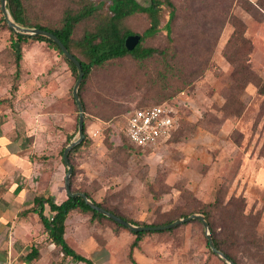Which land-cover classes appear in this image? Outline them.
Wrapping results in <instances>:
<instances>
[{
	"label": "rangeland",
	"instance_id": "rangeland-1",
	"mask_svg": "<svg viewBox=\"0 0 264 264\" xmlns=\"http://www.w3.org/2000/svg\"><path fill=\"white\" fill-rule=\"evenodd\" d=\"M134 1L141 6L149 4V0ZM170 1L174 5L173 18L169 19L166 9L159 31L145 42L159 49L160 54L142 62L127 57L95 68L82 89L85 133L91 143L71 157L74 189L85 190L95 202L140 224H160L182 212L190 214L208 209L213 216L216 239L236 262L261 264L264 260V19H261L264 6L256 9L253 17L242 4L246 8L248 2L256 4L257 0ZM23 2L32 24L50 28L58 26L65 11L80 7L79 0ZM238 21L243 23L246 40L252 43L247 57V44L239 43L241 46L235 48L232 41L227 45ZM125 25L140 34L147 22L144 16L135 15ZM92 27L91 19L84 21L75 29V37ZM236 27L241 30L238 24ZM9 37L7 27L0 20L1 96H6L14 83L20 107L29 108L33 114L46 107L47 104L39 105V100H43L48 87L56 94H67V103L64 97L53 94L51 127L67 131L71 141L77 139L78 111L71 96L75 78L62 56L45 42L24 44L20 76L15 82ZM165 49L166 54L162 53ZM225 52L234 63L226 59ZM235 65H245L248 70L243 68L237 73ZM29 98L32 103L27 105ZM226 99L239 101L243 105L242 113L227 115ZM164 102L175 108L178 118V128L171 140L148 152L129 148L120 131L126 117L135 109ZM68 112L71 120L65 126L61 119ZM45 139L46 145L44 139L39 140V146L46 151L41 160L45 169L53 172L56 167L51 160L62 164L58 152L66 141L47 136ZM53 147L56 156L52 155ZM60 172L63 189L65 167ZM217 198L220 207L208 206ZM100 226L105 228L99 231L100 244L116 249V264H127L128 248L134 236L109 223L101 222ZM138 249L149 264H222L218 256L210 253L204 229L196 221L169 233L147 234L140 240ZM107 254L94 248L91 256L98 264H109Z\"/></svg>",
	"mask_w": 264,
	"mask_h": 264
},
{
	"label": "trees",
	"instance_id": "trees-1",
	"mask_svg": "<svg viewBox=\"0 0 264 264\" xmlns=\"http://www.w3.org/2000/svg\"><path fill=\"white\" fill-rule=\"evenodd\" d=\"M79 6H80L79 9L76 11H70V10L65 11L58 26L50 28V27L42 26L40 24L31 23L30 18L27 15V9L24 5L23 0H6V8L9 12L10 18L13 20L14 23L22 27L39 28L53 33L63 43V45L67 48V50L79 61L83 71V79L79 86L78 93L84 111L85 106L81 97V92L95 68H101L109 62L125 59L127 57L133 59L134 61L142 62L148 58H151L161 53L159 49H156L155 47L152 46H148L145 44V42L152 39L154 35L159 31L161 20L164 18V14H165L164 11L166 9L168 10L169 19L173 18L174 5L170 0H149V4L146 6H141L137 4L134 0H99L97 2L91 0H79ZM262 6H264V2L262 0H257L256 4H252L248 2L246 8H244V5L242 4L243 9L246 12L250 13L251 16L255 15L256 9L262 8ZM135 15L144 16L147 22L146 28L140 34H136L132 32L125 25L126 20ZM89 19L93 21V27L89 30L84 31L81 36L75 37V29L77 28V26ZM261 19H264L263 15ZM0 20L4 23V25L7 27L10 33L9 46L14 55L15 72L13 79L15 82L19 79L20 76V61L22 58L23 45L27 44L30 41L45 42L51 49L55 50L60 56H62L64 62L66 63V65L68 66L71 72V75L76 80L77 70L75 66L68 59H66V57L58 48V46L54 44L51 40L43 36H26V35L18 34L7 26L3 17ZM237 24L240 26L241 30H239L236 27ZM165 25L168 30L169 29L168 22ZM243 27L244 26L242 22L239 21L236 22L227 45L228 44L230 45L232 41L234 47L236 45L241 46L240 44H247L249 46L248 53L246 55L247 57L251 53L252 43L247 41L245 36L243 35ZM133 34L139 35L140 40L132 51H128L125 48L124 41L127 36ZM162 53L166 54V49L162 51ZM224 56L230 63H234V59L228 57L226 52ZM243 68L244 71L248 70L245 65H239V66L235 65V71L237 73L241 71V69L243 70ZM11 88L12 91L16 90V86L14 85V83L12 84ZM260 90L261 89H259V91ZM236 106H238L239 108L238 109L232 108ZM230 109L232 112H229ZM224 110L225 112H227V115L238 116L242 113L243 105L239 101L226 99ZM83 133L85 135L84 140L76 147H74L69 153L68 157L71 165H72V160H71L72 155L78 152L79 150H81L82 148H87L91 143V140L86 136L85 133V116H84V124H83ZM175 133L176 131L172 134L171 138L174 136ZM71 139L72 136L67 135L64 146L58 152V155L61 156L60 161L63 165L64 163L62 160V152L63 149L66 147V145L71 141ZM121 139L129 148L142 152V150L139 147H136L133 143H131V141L128 138L122 136ZM143 152H148V151H143ZM72 168H73V172L70 178V186L72 192L84 193L87 196V198H89L93 203H95L100 208L124 219L125 221L133 225L153 226V227L164 226L176 221L177 219L188 217L189 215L192 214L200 213V215L204 217L205 221L208 223L210 227L211 238L215 248L221 251L222 253H224L225 255H227L234 262V264H238L234 259V257H232V254L226 251L221 246L219 241L216 239V232L212 226L213 216L211 211H209L208 209L202 210L201 212L192 211L190 212V214H185V212H182L181 214H178L179 216L165 220L160 224H140L136 221L121 216L114 210L104 206L101 203L95 202L94 200L91 199L90 194L85 190L74 189L75 169L73 165ZM208 206L213 207L215 209L217 207H220L219 199L217 198L214 203ZM45 208H47L48 212L51 214L50 217L44 214ZM74 211L82 214H88L90 222L97 221L99 224H101V222H105L112 224L116 228L126 229L123 226L115 223L111 219L105 217L101 213L91 209L88 205L84 203L83 199H81L80 197L73 198L67 196V198L62 203L56 204L51 199L50 196H45L43 194H40L34 198V205L29 210V212H34L38 215L43 231L47 236V240L51 244H53L55 248L59 250V252L63 255L64 258H69L74 262H81L83 264H93L91 260L81 256L76 251H74L64 239L65 221L67 219L68 214ZM191 221H196L200 223L198 220H191ZM177 227L164 231L138 232V233H134L126 229L134 236V239L129 244V248H128L129 258H131L133 250L139 248V242L143 236L153 233H169L172 230L176 229ZM206 245L208 247L207 240H206ZM31 253H33V256L37 255L34 248H32ZM210 253H212L211 250ZM132 262L135 264L134 261ZM222 264L225 263L222 261ZM261 264H264V260L263 262H261Z\"/></svg>",
	"mask_w": 264,
	"mask_h": 264
},
{
	"label": "crops",
	"instance_id": "crops-1",
	"mask_svg": "<svg viewBox=\"0 0 264 264\" xmlns=\"http://www.w3.org/2000/svg\"><path fill=\"white\" fill-rule=\"evenodd\" d=\"M1 90L0 88V264L8 257L17 259L22 264H83L64 258L47 240L38 215L29 212L37 195L50 196L56 204L67 198L60 182V170L64 169V165H58L53 159L51 161L56 170L47 171L41 160L46 151L39 146V140L43 139L45 145L48 144L46 136L56 137L59 142L66 141L69 133L51 127L50 119L54 114L51 105L54 101L53 94L57 98L64 97L63 101L66 103L67 94H56L51 86L48 87L43 93V100H39V105L47 104L46 107L31 114L29 108L23 110L20 107V97L16 90L10 89L6 96H1ZM30 103L31 98L26 104ZM70 114L68 112L63 115V125L67 126L70 122ZM57 117L59 118V114ZM53 150L52 155L56 156V148ZM44 214L51 216L47 208ZM100 229L105 228L97 221L90 222L88 214L74 211L68 214L65 221L64 239L74 251L93 264H98L91 256L94 248L103 254L108 251L109 264H116V249L100 244ZM32 248L35 249L36 256L31 253ZM139 252V249H134L131 258L127 254L126 263L134 264V261L135 264H149L147 258H142Z\"/></svg>",
	"mask_w": 264,
	"mask_h": 264
},
{
	"label": "water",
	"instance_id": "water-1",
	"mask_svg": "<svg viewBox=\"0 0 264 264\" xmlns=\"http://www.w3.org/2000/svg\"><path fill=\"white\" fill-rule=\"evenodd\" d=\"M0 10H1L2 16L4 18V21L6 22L7 26L10 29H12L13 31H15L16 33L21 34V35L43 36V37L51 40L54 44H56L58 46V48L63 53V55L66 57V59H68L75 66V68L77 70V77H76V80H75L73 87L71 89V96H72V99H73L75 106L77 108V111H78V117H77V134H78V137H77V139L70 141L66 145V147L63 149V152H62V160H63V163L66 167V173H65V177H64V188H65L67 196L73 197V198L80 197L81 199H83L84 203L86 205H88L91 209L101 213L105 217L111 219L115 223L123 226L124 228H126V229H128L134 233L157 232V231L169 230V229H173V228H175L181 224L187 223L191 220H198L203 226L205 238L207 240V244H208V247L211 250V252L214 255L218 256L225 264H234V262L227 255H225L224 253H222L221 251H219L215 248L214 243H213L212 238H211L209 225L205 221L204 217L200 214H192V215H189L188 217L177 219L176 221H174L170 224L164 225V226H156V227H153V226H137V225H133V224L125 221L124 219L100 208L95 203H93L89 198H87V196L84 193L71 191L70 178H71V175L73 172V168L69 162L68 156H69V153L71 152V150L74 147H76L78 144H80L85 138V135L83 133L84 111H83V107H82V104H81V101L79 98V93H78L79 86H80L82 79H83V71H82L81 65H80L79 61L67 50V48L63 45V43L53 33L46 31V30H43V29H39V28L22 27L16 23H14L13 20L10 18L9 12L6 8V0H0ZM139 40H140L139 35L133 34V35L127 36L125 41H124L125 48L128 51H132L136 47V45L138 44Z\"/></svg>",
	"mask_w": 264,
	"mask_h": 264
},
{
	"label": "built area",
	"instance_id": "built-area-1",
	"mask_svg": "<svg viewBox=\"0 0 264 264\" xmlns=\"http://www.w3.org/2000/svg\"><path fill=\"white\" fill-rule=\"evenodd\" d=\"M178 128L175 108L167 102L135 109L120 129L122 135L142 151H152L166 144ZM3 264H22L8 257Z\"/></svg>",
	"mask_w": 264,
	"mask_h": 264
}]
</instances>
